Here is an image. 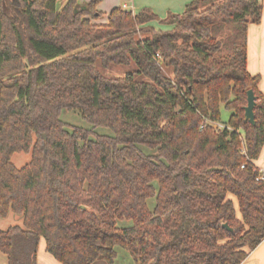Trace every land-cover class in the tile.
I'll return each instance as SVG.
<instances>
[{
	"label": "trees",
	"instance_id": "16d2710c",
	"mask_svg": "<svg viewBox=\"0 0 264 264\" xmlns=\"http://www.w3.org/2000/svg\"><path fill=\"white\" fill-rule=\"evenodd\" d=\"M57 2L0 0V213L22 217L0 253L37 264L44 240L61 264H112L117 246L136 264H242L264 240V95L247 68L263 4L194 0L164 18L118 7L102 23L100 0Z\"/></svg>",
	"mask_w": 264,
	"mask_h": 264
},
{
	"label": "crops",
	"instance_id": "0c3cea01",
	"mask_svg": "<svg viewBox=\"0 0 264 264\" xmlns=\"http://www.w3.org/2000/svg\"><path fill=\"white\" fill-rule=\"evenodd\" d=\"M92 0H79L80 3L89 2ZM194 0H100L98 9L108 14L114 8L122 7L139 12L144 8H150L157 15L164 18L168 12L181 14L186 6ZM263 4V12L259 24L252 23L249 25L247 34V68L252 75H257L260 78L258 89L264 95V0H258ZM107 18V17H106ZM107 19L105 22L106 23ZM158 30H171L172 26L161 25L157 21H152L148 24ZM258 168L263 172L264 176V146L259 158L255 161ZM236 208L237 202L233 198ZM20 222V220H19ZM37 264H61L46 250L45 242L40 241ZM242 264H264V240L253 251Z\"/></svg>",
	"mask_w": 264,
	"mask_h": 264
},
{
	"label": "rangeland",
	"instance_id": "374dc122",
	"mask_svg": "<svg viewBox=\"0 0 264 264\" xmlns=\"http://www.w3.org/2000/svg\"><path fill=\"white\" fill-rule=\"evenodd\" d=\"M66 1L67 0H58L57 9L60 10L63 7V5L66 3ZM106 17H107V14L104 13L102 18H100V21L102 23L105 22L107 19ZM131 67H134V65ZM131 67L113 66L112 68H110L109 71L105 72V74L120 76V75L124 74L125 72L129 71V69H131ZM229 115H230L229 112L223 108L222 112H221V119L223 121H227L229 118ZM61 118L63 121L69 123L70 125L91 129L93 131V133L91 135L92 138L95 137L96 135H108V136L112 135V131L108 128H104V127L92 128V126L90 124H88L82 118L81 114L78 111L63 110L61 113ZM29 159H30L29 154H15L12 158L13 162L17 166L24 165L26 162L29 161ZM256 166H257V164H256ZM149 205L151 208H154L155 200L151 199L149 201ZM237 211H238V208H237ZM19 220H20V222H19ZM21 224H22V217L21 216L15 215L12 212H8V214H6V215H3L0 213V231H6L10 227H13L15 225H21ZM131 225H132L131 221H119L118 222L119 227H128ZM42 242L44 244V240H42ZM116 252H117V256H116V258L112 264H136L133 257H131V255L128 253V251H126L122 247L117 246ZM0 264H8L7 256L6 255L4 256L1 253H0ZM94 264H109V263L101 260V261L95 262Z\"/></svg>",
	"mask_w": 264,
	"mask_h": 264
},
{
	"label": "water",
	"instance_id": "95a60500",
	"mask_svg": "<svg viewBox=\"0 0 264 264\" xmlns=\"http://www.w3.org/2000/svg\"><path fill=\"white\" fill-rule=\"evenodd\" d=\"M256 106V96L252 89L247 91V105L245 106V118L251 124H255L254 108ZM228 230H231L226 224L224 225Z\"/></svg>",
	"mask_w": 264,
	"mask_h": 264
},
{
	"label": "built area",
	"instance_id": "2783aa9c",
	"mask_svg": "<svg viewBox=\"0 0 264 264\" xmlns=\"http://www.w3.org/2000/svg\"><path fill=\"white\" fill-rule=\"evenodd\" d=\"M213 127L214 128H223L224 126L222 124H219V123H214ZM201 128H203V127H201Z\"/></svg>",
	"mask_w": 264,
	"mask_h": 264
}]
</instances>
